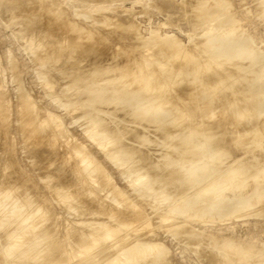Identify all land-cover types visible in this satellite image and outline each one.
Listing matches in <instances>:
<instances>
[{
    "label": "bare ground",
    "instance_id": "bare-ground-1",
    "mask_svg": "<svg viewBox=\"0 0 264 264\" xmlns=\"http://www.w3.org/2000/svg\"><path fill=\"white\" fill-rule=\"evenodd\" d=\"M8 1L12 2L9 6L12 14L3 9L4 12L15 16L21 11L22 27L31 28L39 19V9L27 11L28 7L22 12L24 7L21 4L18 7L19 0ZM164 1L163 8L173 9V1ZM237 1H240L237 2L239 7L245 2ZM260 1L258 5L262 4ZM209 4L214 8L210 9ZM235 4L233 0L197 1L194 4L196 17L192 20L203 23L205 27L202 25L199 31L205 28L207 32L202 31L203 40L195 41L190 47L179 46L167 36L149 37L139 44V31L134 35L137 40L127 42L126 29L108 10L109 15L107 11L98 10L100 29L98 19L95 21L97 28L87 27L94 20L85 27L78 21H64L62 9L54 4L48 8L46 5V13L55 21L62 19L58 23L48 19V24H56L50 27L63 28L65 33L70 28L78 36L62 42L63 33L59 34L61 41H57L55 37L59 35L55 36L49 26L46 29L52 33L48 31L50 38L38 30L37 36L44 35L45 39L40 45L36 44L39 55L43 62H59L62 66L61 73L57 72L59 76L48 75L49 83L67 79L61 88L68 89L70 99L75 101L68 109L87 118L83 131L91 142L72 133L64 122L54 123L49 116L43 115V108L24 86L18 87L13 101L0 91V264H170L169 250L158 239L140 236L144 228L153 227L151 219L145 218L147 213L137 200L128 197L127 187L117 183L109 171L110 159L116 163L124 160L122 166L140 167L139 175L133 177L129 186L140 189L138 182L149 180V186L156 187V194L160 192L166 198L172 194V198L177 199L176 206L188 217L193 212L220 216L225 209H230L227 211L231 215L242 216L253 207L264 213V98H253L258 92L263 95L264 66L260 69L262 55H249L256 41L249 39L250 34L244 39L245 28L243 31L242 24L235 18L238 9ZM24 5L26 8L27 3ZM17 7L22 10L16 12ZM243 9L241 15H246ZM262 9H256V19ZM119 15L122 19L126 17ZM132 15L128 13L127 16L132 18ZM237 15L239 17L240 12ZM260 15L263 21L264 10ZM15 18L13 21H17ZM248 20L243 22L247 24ZM250 22L248 24H252ZM251 26L250 29L255 28L256 23ZM103 29H109L112 34ZM96 33H105L107 37L94 43L84 40ZM67 34L65 37H70L71 34ZM34 36L30 39H35ZM25 37L22 40L27 41L29 37ZM34 39L31 43L37 40ZM205 41L208 48L217 46L224 54H230L225 66L218 64L217 53L194 54V48L199 45L207 47ZM145 46L152 55H146L140 62L138 57L144 54L142 47ZM106 55L109 58H104ZM240 57L248 58L249 62L239 63ZM255 62L260 63L254 65ZM256 81V85L262 86H259L262 92L257 86L255 89ZM207 88L209 92H205ZM220 95L225 97L224 104L233 113L230 121L223 118L225 106L223 112L218 113L220 107L217 109L212 103L214 97ZM166 106L169 107L165 109ZM18 143L31 155V169L39 174L40 182L38 176L36 179L26 172L28 167L26 171L22 169L19 160L22 157L19 158L16 151ZM153 145L163 147L162 160L150 158ZM94 147L108 156L96 154L92 151ZM189 192L188 198L186 193ZM147 193L138 190L139 195ZM173 214L172 208L170 213H161L163 227L189 228L188 223L176 220ZM241 233L237 234L238 241L244 237L243 233L240 237ZM224 237L221 240L213 237L220 250L214 245L211 247L213 251L216 249V254H219L217 250L222 252L219 258H223L219 260L212 252L210 264L222 261L223 264H264V248H261L264 244L256 248L248 244L255 243L249 237L243 238L249 240L246 244L243 240L238 242Z\"/></svg>",
    "mask_w": 264,
    "mask_h": 264
},
{
    "label": "rangeland",
    "instance_id": "rangeland-1",
    "mask_svg": "<svg viewBox=\"0 0 264 264\" xmlns=\"http://www.w3.org/2000/svg\"><path fill=\"white\" fill-rule=\"evenodd\" d=\"M1 1H4V3L3 2L0 3V91L3 90L5 92V94L7 95V97H9V99L11 98V100L13 101L14 97L16 99L17 95H15V94H17L16 90L18 91V87L24 86L26 88V90H28L34 96V98L38 101L40 106L43 108V112H42L43 115L49 116L54 123L55 122H64L68 126L69 130L72 133L77 134L80 137L83 136V139H84L83 141H86V142H87V140L90 141V139L86 135L84 136V131H83V126L86 123L87 118H85V116L80 114V112H78V111L77 112H71L68 109V105L69 104L73 105L75 103V101L70 99L71 94L70 93L68 94V92H69L68 89L61 88V86L65 85V81L67 79L63 80L61 83H57L55 81H52V83H49L50 78L48 77V75H50L52 77L58 75L57 72H59L61 70L62 66L60 65L59 62H58L59 64L58 63H56V64L52 63L51 64V62H43V61H41L42 58L39 55L40 50L38 47H39L40 43L45 40L43 37L44 35H46L47 37L49 36V38H50V35H52V33H55L54 34L55 36H56V34L58 36L60 33L61 34L63 33L62 37L63 36L64 37H63V39H61L63 42V41H66L67 39L70 40L69 38H71V37L73 39L78 34L75 30H71L70 28H68V29H66L67 30L66 33H68L67 35L71 34L72 32L73 33L70 35V37L67 36V38H66L65 37L66 33H65V30H63V28L62 29L58 28V27L52 28L53 26L50 27L51 25H54V22L58 23V20L61 21L62 19L56 18L57 20L55 21V18L50 16L51 14L46 13L47 10H45V9L48 8V5H50V6L55 5L57 8L62 9L65 13V17H63L64 21L70 20V22L73 21L72 23H74V21H75V23H77V21H78L79 24L81 22V25H83L85 27L88 23H90L91 21L94 20V22H91V24H88L89 26H87V27L93 26V27L97 28L96 27L97 24L95 23V21H97V19H98V25L99 26L98 25L97 26H98V28L100 27V29H102V27H101L100 21H99V20H101L99 11H101V13H103L102 11L108 10L110 14L112 13V15H110V16H114L117 19L118 24L121 27H124L126 29L127 34L125 35V39L127 42H128V40L133 41V42L135 40H137V39H135L134 35H135V32L139 31L140 37L137 40V43H139V44H142V42L145 41L149 37L153 38V37H157V36H159V37L167 36V37L172 38L173 40H176V42L179 43V46H182V47L189 46L190 47V46H192L193 43H195V41L201 40V39L203 40V38L201 37L202 36L201 34L205 33V31H206L205 28H203L205 31L202 30L203 33H202V31L201 32L199 31L202 29L201 26L203 25V23H201V24L197 23L196 19H195L196 22L193 21L194 16L196 17V12L194 11V9H195L194 4H196L197 1H199V0H197V1L196 0H189V2H188V0H170L171 2L173 1V4L175 3V5H174L173 9H169V10L165 7L163 8L164 3H165L164 0H162L163 5L160 3L161 0H158L160 5H159V3H157L158 5L156 4V0H154V1L152 0L153 3L151 2V0H106V1H104V0H91L92 1L91 3L89 2L90 0H86V1L85 0H49V2H48V0H45V1L44 0H41V1L40 0H23L24 2L22 1V3H24V4L27 3L26 8H25L26 5L20 3L21 0H19V3H17V5L21 4L22 8L24 7L23 8L24 10H22V8L20 7L22 12L26 11V9L28 7L29 8L27 9V11L31 10V9H39L42 11V12H40L39 10H37L38 13L40 14V17L34 23V25L28 29L26 27H22L24 25V21H23L24 16L23 15L21 16V14H23V13H20L21 11L19 12L20 9L18 7L20 5H18V7L16 9V10H18V9L19 10L18 11L15 10L16 12H19L20 14L18 13L15 16L14 15L10 16V14H8V13L10 11L9 6L12 5V2H10L8 0H0V2ZM7 1H8V3L9 2L10 3L9 4L6 3ZM13 1L18 2V0H13ZM42 1H44L45 3ZM229 1L231 2L232 0H229ZM244 1L246 3L243 2V4L245 3V6L248 8L247 9L245 8L246 9V11H245V9H243L245 6L243 4H241L240 7L243 6V7H241L243 9V14L246 13V15H241L242 9L239 7L240 1H237V0L234 1L233 0V2L236 3L235 5H237V2H239L237 7L239 10L241 9V11H239L240 16L237 17L238 16L237 14H239V12H237L238 9L234 5L235 8H233V9L234 10L237 9V10H235L236 11L235 18L237 21H239L242 24V27H243L242 30L243 31L245 28L246 34L244 35V39L247 37V35L250 34L249 39L253 38V41L254 40L256 41V43L254 44L255 46H254L253 50L249 51V55H262L261 60L263 62L261 64H259L260 69H262V67L264 66V19H263V21L261 19V17L263 16V13H262V16L261 15L258 16V15L261 14V12H263L264 9H262L260 11V13L258 12L259 14L257 15V17L259 18V19L258 18L257 19L262 21L263 23L256 22L258 20L255 18V16L257 14L256 9L260 10V8H264V4H263L264 2H262L260 0H256V1L244 0ZM258 1H260L259 4L261 2H262V4L258 5V3H257ZM40 2H42V3L39 5ZM46 2H48L50 4H48V3L46 4ZM51 2H53V3H51ZM256 3L258 5L257 6L258 8L255 7ZM3 4L8 5V6H6L8 9H6ZM37 4L42 8L38 7ZM109 4H112V5L114 4V5L112 6ZM154 4H156V5L154 6ZM183 4L186 5V7ZM231 4H233V3H231ZM29 5H31V6H29ZM46 5H47V8H46ZM209 5H208V7H210V9L214 8V6H212L213 4L212 5L209 4ZM261 5H263V7ZM107 6H110V9H107L108 8ZM259 6H261V7L259 8ZM180 7H181V9H180ZM232 7H233V5H232ZM177 8H178V11H177ZM3 9H5V12H8V13L6 14ZM185 9H186V11H185ZM248 9H250V10H248ZM95 11H97L98 14L95 13ZM108 11H107V13H108ZM180 11H182V12H180ZM248 11H250L252 16L253 15L254 16L250 17L251 14L249 12V14H250L249 15ZM113 12L116 14H118V12H119V14H124V16H126L127 18L123 17V19H122V17L119 14L115 15ZM183 12H186V13H183ZM10 13H11V11H10ZM90 13H95V15H90ZM109 13H108V15H109ZM128 13L130 14V16L133 14L132 18L127 16ZM5 14L10 18H8ZM44 14H45V16H44ZM178 14H180V16H178ZM184 14H187L186 15L187 17L181 16ZM174 15H176V17ZM247 15L249 16V18H253V19H249ZM245 16H247V18ZM14 17H16L15 20H17V21H13ZM241 17L242 18L245 17V19L243 18V19L238 20V18H241ZM48 19L49 20L53 19L54 22H52V24L50 25L47 23ZM189 19H191V20L189 21ZM43 20H44V23H43ZM123 20H126L127 22L126 21L124 22ZM243 20H248V21H246L248 23H251L250 21H252V24L254 26L256 23V27L250 29V26L252 24H248V23L246 24V23H244L245 21L243 22ZM254 20H256V21H254ZM191 21H193V22H191ZM120 22H121V24H120ZM82 23H84V24H82ZM92 23H94L95 26ZM196 23L199 24L200 26L199 25L196 26L195 25ZM128 24H131L132 26H130ZM37 25L40 26L39 27L40 29L38 28ZM253 25L251 27H254ZM42 26H44V27H42ZM48 26L50 28L49 30L53 31L52 33L49 30H47ZM54 26H56V24ZM203 26L205 27V25H203ZM127 27H129V29ZM33 29L34 30L37 29V30L34 31ZM132 29H135V30H132ZM247 29H250V30L247 31ZM24 30L28 34L26 32H24ZM38 30L40 31L41 34L44 33V35L37 36L38 34H40L38 32ZM41 30H43V32ZM54 30H57V31H54ZM58 30H59V32H58ZM103 30H105V29H103ZM108 30L109 29H106L105 31H107L109 34H112ZM48 31L50 32V35H48V33H49ZM107 32H106V34H107ZM29 33L32 35H30ZM34 34H35V36H34ZM104 34L105 33H103V34L96 33L92 36V38H91V36L90 37L87 36L88 38H85L84 40L89 39L88 41L94 43L97 40H102V37L105 39V37H107V36ZM18 35H20V36H18ZM28 35H30L31 37L34 36L35 39L37 38V40H35L34 38H31V39L35 40V41H33V43H31L32 40L30 39V36H28ZM60 35L58 37L54 36L55 39L58 38L57 41L60 40V37H61ZM99 35H100V37H98ZM23 36L29 37L28 39H29V41L30 40L31 41L29 42L28 39H26L27 41L22 40V39H24ZM41 36H42V38H41ZM46 36H45V38H46ZM53 36H51V37H53ZM99 38H101V39H99ZM64 39H66V40H64ZM260 42H262L263 44L262 43L259 44ZM37 43H39L38 46L36 45ZM204 44L207 47H205L203 45H199L198 47L194 48V54H198L201 52L203 54H206V53L211 52V53L216 55V53H217V55H218L217 58L219 59L218 64L220 66H225L228 63L229 58H230V54H224L223 49H221L217 46H214V47L209 46L210 48H208L206 41ZM142 48H143L142 51H144V54H141L138 57L140 62L143 60V57H146V55H149V56L152 55L149 47L145 46ZM104 58H106V59L109 58V55L104 56ZM238 62L242 63V64H246L249 62V59L246 58L244 60V59H242V57H240L238 59ZM258 63H260V62H255L253 64L257 65ZM55 66L57 69L55 68ZM58 67L60 68L59 70H58ZM54 70H56V72H54ZM60 73L61 72H59V74ZM52 74H54V75H52ZM258 82H259V80H258ZM253 83H254V81H253ZM256 83H257V81L255 82L254 87H255V89H258L257 87L261 86L262 83L259 82V84H261L259 86H258V84L256 85ZM262 86L264 87V85H262ZM262 86H261V88H262ZM261 88L258 91L263 90ZM207 89H209V88H207ZM209 91H210V89L208 91L205 90V92H209ZM256 92H257V90H256ZM260 92H262V91H260ZM262 93H263V95H261V93L259 94V92L257 93L258 95L254 94L253 98L254 97L257 98L258 96L260 98L261 97L264 98L263 97L264 92H262ZM216 97H214L215 99L212 98L213 99L212 103L214 104V106L217 109L220 107V110H218V113L219 112L222 113L223 112L222 107L225 106V111L223 112L224 114H222V115L224 116L223 117L224 119L230 121L231 116H233V113L229 109H227L228 105L224 104L225 97L221 96V95L219 97L218 96H216ZM168 107L169 106H166L165 109H167ZM168 121H169L168 123H171L170 121H172V120L170 119ZM129 126L137 127L138 125L136 126L135 124H129ZM142 130L143 131L145 130L144 132H146V129H141V132H143ZM21 146L23 147V145H21V143H18V145H17L18 148H16V151L19 155V158L22 157L19 160L21 162L24 161L23 163L20 162V164H23V165H21L22 169L24 171L27 170L26 172L33 174L35 178L38 176L37 177L38 182H40L39 181L40 180L39 174L33 173L34 171L31 169L32 168L31 164H30L31 155L28 152L26 153L24 150V147L22 148ZM155 146L157 147L158 150H162V151L159 152V151H157V149H153V148H156ZM151 147H152L151 152H149L150 158L152 160H155V161L162 160L163 159L162 158V153H163L162 148L163 147L158 146V145H153ZM154 150H156V153H154ZM92 151L95 152L96 154L102 156V157L108 156V154L105 151H102L98 147H94ZM150 153L153 156H157L155 154H158L159 157L157 156V158L156 157L152 158L151 157L152 155H150ZM119 156H122V155H119ZM160 156L162 159L160 158ZM27 160H29V161H27ZM124 162L125 161L122 160L120 163H116V161L114 159H110L109 160V171L113 174V176L117 180V183H119L122 186L127 187V188H125V191L127 192L128 197L130 199L137 200V202L140 205V207L142 208V210L147 213L145 218L149 217V219H151L153 227L152 228H144L143 232L140 233V236L141 237H149V238L152 237L153 239H158L169 250L170 258H171L170 264H210L209 263V256H211L212 252H213L212 254H214L216 256L218 255L217 256L218 258L220 257L219 255H222V252H220L218 250H217V253H219V254H216V252H214L216 249L213 251V247H211L213 245L215 246L213 237L221 240L223 235H224L225 236L224 238L231 237L235 240L237 239V241H238L237 236H239V235H237V234L239 232L241 233L242 228H243L242 233L244 234L243 238L246 239L247 237H249L248 239L249 240L251 239V242L254 241L255 243H248L249 240L248 239L243 240V238L242 239L239 238L240 241L243 240L245 244L247 242L249 245L252 244L254 247H256V245H258L260 247V245L264 244V213H261V212L259 213L258 211H256L257 209H255L254 207L252 209H249V211L246 212L245 214H242V216L241 215H235L233 213L231 215V213L227 211L230 209H225L224 213L220 216L216 215L215 213L212 215H200V213H198V212H193L190 214V217H188L185 215V212L183 210H180L179 207L176 206L175 203H176L177 199L174 200L172 198V196H173L172 194H169V196H167V198L165 196H163L162 194H160V192L158 194H156V191L154 190V188H156V187L149 186V182H148L149 180L146 181V179L145 180L143 179L144 181L138 182V188H140V189H136L134 186H129L133 180V177L139 175L138 169H140V167L133 168L129 164L126 166H122V163H124ZM24 164L26 167H23ZM131 164H133V163H131ZM27 167H28V169H26ZM153 185L158 186V184H154V183H153ZM141 189H143L144 191H147L148 192L147 195H139L138 190H141ZM176 189H178V188H176ZM190 195H191L190 192L186 193V196L188 198L190 197ZM154 204H156L157 206H154ZM54 205L57 208L60 207L56 203H54ZM171 208L174 211L173 218H175L176 220H179V221H183V222L185 221L186 223H188L189 228L182 229V230H174L172 227H170V228L163 227V225L161 224V221H162L161 213L162 212L170 213ZM253 211L256 213H252ZM225 212L227 213L228 218H227V216H224V218L222 217L225 214ZM247 214H250L253 217L249 216V215L246 216ZM253 214H255V215H253ZM261 215H262V217H261ZM243 216H245V217H243ZM257 216H260V217H257ZM221 218L223 220H221ZM244 224H245V226H244ZM243 234L240 235V237H242ZM245 236H246V238H245ZM200 237H202L203 239L202 238L200 239ZM209 239H211L212 241L208 242ZM240 241H238V242H240ZM243 241H241V242H243ZM208 244H212V245L208 246ZM209 247H211L212 249H210ZM215 247H217V246H215ZM261 248H264V247L261 246ZM217 249H219V248L217 247ZM221 259L219 258V260H221ZM219 264H223V261H222V263L219 262Z\"/></svg>",
    "mask_w": 264,
    "mask_h": 264
}]
</instances>
